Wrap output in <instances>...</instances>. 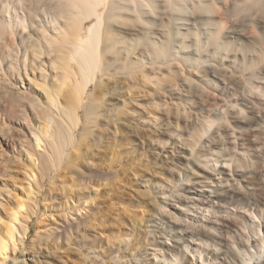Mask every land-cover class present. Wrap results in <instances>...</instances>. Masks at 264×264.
Here are the masks:
<instances>
[{"label":"rangeland","instance_id":"374dc122","mask_svg":"<svg viewBox=\"0 0 264 264\" xmlns=\"http://www.w3.org/2000/svg\"><path fill=\"white\" fill-rule=\"evenodd\" d=\"M218 1L212 11L215 14L208 15L212 19L195 17L193 26L180 30L185 39L182 40V36L180 38L188 46L180 53L181 58L175 57L159 64L148 53L146 45L141 43L136 45L135 53L129 58L120 56V64L113 77H103L101 85L90 84L86 89L82 103L75 109L78 119L75 127L70 114L73 110L69 111V115L67 111L72 108L65 105L71 101L69 97L73 92L69 93L73 91L74 78H79L76 65L67 63V73H72L70 77L64 74L61 67L50 71L48 59L43 58L47 62L45 68L38 70L31 67L29 79L24 78L22 66L19 65L20 78L26 84L22 87L18 73L14 71L15 68H11L16 47L10 35H5L11 47L3 48L0 53V220L3 224L9 222L10 211H17L21 200L25 207L23 212L27 213L29 220L23 243L17 245L13 257L9 255L4 264H12V260L17 261L16 264H205L207 261L232 264V247L237 248L238 241L254 234L250 219L260 221V235L264 234V221L259 220L261 215L264 216V157L261 158L264 142L261 144V136H254L251 131L257 125L256 115L261 110V114H264V109H261L264 108V98L262 101L263 96L259 95L261 98L258 96L257 99L247 100L245 107L239 105L238 108L227 109L226 117L224 115L219 121L214 116L207 117L210 110L219 108L225 101L230 103L232 95L237 93V97L245 100L244 95L249 93L250 84L241 81V72L235 71L230 62L220 59L235 55L238 59L236 64L241 68L243 55L249 61L255 60L256 56L261 57V13L256 10L255 13L253 9H238L234 2L243 6V0H227L231 4L220 0L225 4L223 7ZM26 2L28 0L23 4L22 11L16 6L15 0H0V20L4 24L8 17L12 20L14 8L15 12L23 16L38 7L34 0L29 3H33L31 6ZM6 6H10L7 13L3 11ZM38 16L39 20L42 19L41 14ZM89 23L86 22V27ZM206 29L221 30L224 37L222 42L237 51L234 50L232 54L225 51L224 55L222 51H215L212 45H208L206 48L204 46V51H207L204 58L212 65L184 63L182 57L194 62L195 50L192 47L194 49L195 46L192 41L196 33L202 36ZM34 32V28H28L24 33L18 29L15 42L19 45L24 39L31 51L33 43L30 36ZM131 33L126 31V37L133 40L142 38L140 34L137 37ZM178 50L179 43L176 41L172 48L174 56ZM55 58L58 59L55 56L51 59ZM129 61L132 68L122 72L121 64ZM253 63L261 62L255 60ZM256 76L261 82L264 70ZM39 86L57 91L60 102L65 103L62 117L48 111L50 117H55L49 128L50 134H54L50 142L57 144L62 153L51 159L45 157L34 167L26 159L22 136L27 132L25 126L28 123L46 125V114L37 113L35 117L28 106L41 92L42 87ZM92 104L95 105L94 113H86ZM241 107L244 112L239 113ZM23 108L30 111V120H24L28 123L21 119ZM66 108L69 109L66 111ZM205 118L217 121L211 130L207 128L208 124L205 125ZM204 120L205 123H202ZM204 133H207L206 136ZM238 142L241 145H237ZM193 151L201 155L198 157L196 154L199 160L192 167L196 179L201 175L207 176V171L213 169L215 163L210 153L223 152L225 158L233 160L234 178L239 181V185L233 184V187L223 192L217 208L224 209L204 214L209 215V221L213 222L197 224L191 219L185 222V215L178 210L188 207L183 198L190 186L185 187L189 182L181 183L177 174ZM238 151L245 152L249 157L243 159ZM169 194L173 197L167 198ZM162 199H167L163 208L167 219L173 223L163 229L165 238H161V235V239H158L166 243L165 246L157 242L158 234L152 238L148 233V221L161 207ZM233 208H247L253 216L250 213L247 218L239 214L236 216L237 212L231 210ZM179 227L189 231L188 235L178 234L176 229ZM0 232L2 235L3 232ZM172 233L184 240L192 236L194 242L201 245L200 258L194 252L195 246L186 241L184 245L188 244L189 250L191 246L188 254H182L172 247L173 238L168 236ZM154 248L158 250L159 261L150 256ZM166 248L172 250L170 252L176 257H169V249ZM241 249L238 245V250Z\"/></svg>","mask_w":264,"mask_h":264},{"label":"bare ground","instance_id":"6f19581e","mask_svg":"<svg viewBox=\"0 0 264 264\" xmlns=\"http://www.w3.org/2000/svg\"><path fill=\"white\" fill-rule=\"evenodd\" d=\"M15 1H16V6L23 11L24 10L23 4L27 0H15ZM30 1L28 0V2L26 3L29 4ZM34 1L38 6L34 10L28 11V13H25L23 16H20L18 12H15L16 9L12 7L14 8L13 19L11 20L10 17H8L6 24H4L3 21L0 20V53L2 52L3 48L7 49V47L9 48L11 47V45L8 44V41L6 42V38H5V35L8 34L10 35L12 44L15 45L16 47L15 61L14 64H11V68H15L14 71L18 73V78L20 79L19 82L22 85V87L23 85L26 84L25 81L23 82V80L20 78L21 76L19 74L20 73L19 65L22 66L23 69L22 72L24 78L29 79V69L31 67H35L34 69H38V70H42L45 68V64L47 62H45L43 58L48 59L47 65L50 68V71L54 72L58 67H61V69L64 70L65 72L64 74L67 73V69L69 68L68 66V68L66 69L67 63L73 62L76 65L75 68H77L78 70L76 74L77 73L79 74V78L78 79L74 78L73 80L74 81L73 82L74 85L72 86L73 91H71L70 93L66 91L69 94H72L73 92V94L70 95L69 97V100L71 101H68L69 104L66 103L67 106L65 105V107H69L72 109L68 110L69 108L68 109L66 108L64 110L66 111L68 110L67 111L68 114L69 111L73 110V112H71L70 114L74 118V122H72L74 124V127L78 123V119L76 118L77 110L75 109H77L76 107H78L82 103L83 97H85L84 94L86 93V89L90 84H94L95 86L101 85L102 83L101 79L103 77L104 78L113 77L116 67L120 64V59H121L120 56L125 57L126 59L129 58L135 53L136 45L141 43L146 45L148 53L152 55L153 60L155 62H158L159 64H164L169 60L176 59L175 57L181 58L182 55H180V53L184 52V49H186L188 46H186L185 42L184 43L182 42V40H184L185 37H183L180 30L181 29L187 30L189 26H193V24H195L196 21L195 17L198 19L200 16L209 17L208 15L212 14V11L217 3L216 0H34ZM229 1H227V4L230 3ZM234 1L236 0H233L232 2ZM243 2L244 5L241 3L243 6H240L239 3L237 4L236 2H234V4L237 6V8L239 7L238 9H245V10L247 9V11L248 10L250 11V9L252 11L253 9L254 12L256 10L257 12L259 11L258 13H261V57L256 56L257 58H254L255 60H258L261 63L254 64L253 61L255 62V60L249 61L248 60L249 58L243 55L241 57L242 58V65H240L241 68H238L236 64V61L238 59L235 55L232 56V58H230L227 55L224 56L222 59H220L222 60V62H230L231 64H233L232 67L235 68V71L237 69L239 70V72H241L242 78L244 79V80L242 79L241 81H246L248 84H250V89H249L250 91L249 93L246 92V94L244 95L245 100L237 97L236 95L237 93H236L232 95L233 97L232 99H230L231 101L229 100L230 103L228 101H225L226 103H222L220 106L219 103L218 104L219 108L217 107V109L210 110V114H208L207 117L210 118L211 115L214 116L216 120L222 119L227 109H235L238 108L239 105L245 107L247 100L257 99L260 97L259 95L263 96L262 101L264 98V81H263L264 79L260 82L257 80L258 77L256 76L257 73H261V70H264V0H243ZM219 3L222 4V7L225 5L222 2ZM234 4L232 3V6H234ZM31 5H33V3H31ZM31 5L29 4V6ZM236 6H234L233 8H235ZM9 7L10 6L8 7L6 6V8H4L3 11H6L5 13H7ZM47 11L52 13H47ZM38 14L42 15V19L39 20L37 18L39 17ZM235 14H237V12ZM209 18L212 19L211 16ZM87 21H90V23L86 27ZM210 22L212 23V21ZM158 26H160L161 28H156ZM28 28L35 29V32L30 36L32 37L30 38L31 43H33V47L31 48V51L27 48L28 46H26V42H24V39L21 40V44L19 45H17V43L15 42V37L17 35L16 31L20 29L21 32L24 33ZM212 30L206 29L202 33V36H200V34L199 36L196 35L197 33L195 34V37L192 41L193 46H195L194 49L192 47V50H195L193 54L195 56V58L193 59L194 62L191 63V61L189 62L187 58L182 57L184 63H187L189 65L191 64L201 65L202 63H204V66L212 65L208 62L207 59L204 58V56L207 54V51H204V46L206 48L208 45H212L215 48V51H222L224 55H225L224 53L225 51L231 54L234 53L233 51L235 49L232 50L230 46H227V44L222 42V38L224 39V37H222L221 35L222 31L221 30H220L221 32L218 31L219 29L217 31H215V29L214 31ZM126 31H131L132 33L130 35H135L137 37H140L139 36L140 34L142 38L140 37L139 40H133L132 38H127L125 35ZM83 32H85V35H82ZM181 36L183 37L182 40L180 38ZM176 41L179 43V50L178 53L176 54L178 56L176 55L174 56V53L172 52L173 44ZM18 46L20 49L18 48ZM228 47H230L231 50ZM53 56L57 57L58 59L56 58L51 59ZM121 66L124 70L122 72H128L132 68L130 61L127 64L123 62ZM221 67L226 69L225 66L224 67L221 66ZM69 72L70 71H68L67 74H69V76L71 77L72 73ZM72 72L75 73L74 71ZM241 75H239V78H241ZM70 79L64 78V80H70ZM253 82L258 84L257 85L252 84ZM198 83L200 84V82ZM40 87H42L41 92H38L37 97L34 98V101L30 102L28 100V103L30 102L28 106H29V110L32 112V114L35 115V117H37V113L38 115L41 112H42L41 115L46 114V117L45 118L43 117L44 121L46 122V125L35 126V124L28 123L27 121L30 120L29 118L30 111L28 112L27 108H23L22 110L23 118L20 116L21 119H23V122L28 123V125L25 123L27 132L24 133L22 136L23 138L22 147L26 152V159L34 167H37L39 165V162H41L43 158L48 157V159L49 158L51 159L54 158V156L59 157L58 153L60 155L62 153V150L58 148L57 144L50 142V138L54 137V134L53 135L50 134L49 128H51L52 126L51 124H53L55 117L53 118L52 116L50 117L48 111L55 112L56 115L59 117L64 112L63 105L65 103L63 104L60 102L61 99L57 91L46 87L44 88L43 86H39V88ZM62 88L64 89L65 87L62 86ZM203 89L206 90L205 88ZM262 103H264V101ZM94 106L93 104L90 105L89 108L86 110V113H94L95 110ZM240 109L241 111L239 113L244 112L243 111L244 109H242V107L239 108V110ZM256 109H258V107ZM261 113H258L256 115L257 125L253 124L254 128L252 129L250 128V129L253 132V135L255 134L256 137L261 136L263 141H261L260 139V141L262 142L260 143L263 144L264 127L262 128V125H264V114ZM69 119L67 120L69 121ZM207 119L205 125L208 124L207 125L208 127L207 126L206 127L210 129L216 120L214 119L207 120ZM202 123H205V120L202 121ZM258 123H261L260 126L258 125ZM220 124H223V122L222 123L220 122ZM205 125H203L204 129H205ZM217 126L220 127L218 123ZM217 126L216 129H219L217 128ZM223 126L224 125H222V127ZM209 129L208 130L205 129V130L210 132L212 128L210 130ZM202 130L203 129H201V131ZM222 130L224 129L222 128ZM207 133H204L205 136ZM233 136L234 135L232 133L231 137ZM209 138H207L206 141ZM210 140L212 141L213 137ZM257 140L258 139H255V141ZM237 145H241V144H239L238 142ZM228 150L230 152V149ZM235 150H236V146H235ZM194 152L195 151L190 152L188 158H186V163L180 168L179 173L177 174L181 183H183V181L189 182L188 183L189 185L187 184L184 185L185 187L190 186L188 187L187 195L183 198V200L188 205V207L183 209L178 208V210H180L185 215L184 218L185 222L192 220L197 222V224L198 223L203 224V223L213 222V221H209L210 219L209 215L207 216L204 214L216 213L224 209V208H217L218 204H220L219 200L222 197L223 192H226L225 191L226 188L233 187L232 186L233 184L239 185V181L234 178L235 176H234L233 160H231L230 158L229 159L225 158L226 154L225 155L222 154L223 153L222 151H221L222 153H218V154L212 151H211L212 153L209 152L212 155L211 158H214L213 161L215 165L211 171H207V176L205 175H201L200 177L197 176L198 179H196L193 174L192 167L193 165H197V161L199 159L196 156L197 153L195 154ZM237 153L240 157L243 156V159L244 157L248 156V154H246L245 152L240 153L238 151ZM199 155L198 157L201 156ZM262 157H264V154L263 156H261V158ZM235 158L236 157H234V159ZM209 162H207V164ZM30 174L33 177H35L32 171H30ZM263 177H264V173H263ZM166 197L171 198L173 197V195L169 194ZM21 201L20 203L18 202L17 211H13V212L10 211L9 222L3 224L2 221L0 220V230L3 232L2 235L0 234V264H4L6 259L9 257V255H12L13 257L15 251L17 250V245L23 243V239L26 236L27 223L29 217L27 216V213L23 212V208L25 207ZM166 203H167V199H162L161 207L156 210L152 218L148 221L149 236L154 238L158 234L157 242L164 246L166 243L159 241L158 239H161L162 237L165 238L166 234L163 235V233H165L163 229L165 228V226L172 223L171 220L167 219L166 211L163 208L164 207L163 205ZM231 210L232 212L233 211L237 212L236 216L239 214L247 218L248 213L252 215V211L247 208H233ZM75 220H77V218H75ZM259 220L264 221V216L261 215ZM250 222H252L251 229L254 232V234L246 235L244 240L238 241L236 244L237 248L232 247L233 248L232 259H231L232 264H264V234L260 235V221H254L250 219ZM255 229H257V232L255 231ZM176 230L178 234L180 233L181 235H185V236L188 235L189 233V231L180 227ZM258 235L260 237H257ZM168 236L173 238L174 245L172 247L177 248V250L182 254L183 253L188 254L189 252H191L190 251L191 246L189 250L188 244L194 245L195 246L194 252L198 253V256L200 258L199 250H201V245L198 244L197 242H194L195 239L192 236H188V238H186L185 240L184 238L178 237L173 233L172 235L169 234ZM185 241L188 242V244L184 245V243H186ZM238 245L242 247L241 250H238ZM157 251L158 250L154 248L152 254L150 255L153 260L156 259L155 261L158 260ZM170 251L172 252V250L170 249L167 250L168 256L176 257ZM16 263L17 261L15 262L14 260H12V264H16ZM205 264H216V262L212 261L210 263L207 261L205 262Z\"/></svg>","mask_w":264,"mask_h":264}]
</instances>
